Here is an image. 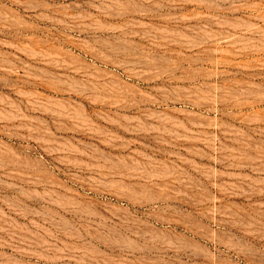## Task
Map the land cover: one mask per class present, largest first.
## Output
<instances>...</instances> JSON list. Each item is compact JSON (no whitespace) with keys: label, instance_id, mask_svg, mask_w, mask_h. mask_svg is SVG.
<instances>
[{"label":"rangeland","instance_id":"rangeland-1","mask_svg":"<svg viewBox=\"0 0 264 264\" xmlns=\"http://www.w3.org/2000/svg\"><path fill=\"white\" fill-rule=\"evenodd\" d=\"M0 264H264V0H0Z\"/></svg>","mask_w":264,"mask_h":264}]
</instances>
